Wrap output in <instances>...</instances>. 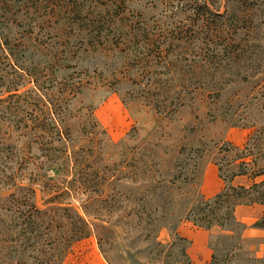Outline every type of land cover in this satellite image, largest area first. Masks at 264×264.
<instances>
[{
  "label": "rangeland",
  "instance_id": "obj_1",
  "mask_svg": "<svg viewBox=\"0 0 264 264\" xmlns=\"http://www.w3.org/2000/svg\"><path fill=\"white\" fill-rule=\"evenodd\" d=\"M204 1L212 12L223 10L222 6L211 5V0ZM194 2L45 0L39 12L31 9L23 20L19 16L25 10L18 11L14 7L8 14L15 20L11 26L13 38L28 33V23L35 19L32 46L27 56L31 60L29 70H41L45 76L44 87L78 79L84 83L82 93L72 98L69 107L73 117L69 120L72 139L68 152L76 151L78 161L88 156L90 166L81 164L79 168L88 173V190L96 197L91 202H84L90 192L82 191L75 200L92 229L78 244L87 248L94 245L109 264H179L175 260L177 248L169 246L173 225L181 236L189 239L186 252L190 264H208L213 253L210 241L221 231L216 227L206 230L180 218L182 202L194 196L195 188L180 184L170 191L168 209L157 211L154 216H169V212L174 215L160 224V232H153V224H148L147 219L139 223L137 215H127V196L132 193L139 197L140 194V182L133 180L139 177L132 174L131 162L154 155L158 160L155 170L169 176L177 170L174 164L183 159L187 169L182 172L196 174L198 190L205 197H211L224 186L214 164L219 147L226 141L242 146L254 130L264 124V22H259V13L254 15L250 25L241 28L227 23L228 33L220 34L224 24L213 14L204 13L207 20L202 22V16L197 20L198 14L192 7ZM216 3L219 4V0ZM56 5L76 10L79 15L74 18L70 15L68 21L47 19L45 12L55 10ZM95 25L105 27L101 36L90 29ZM141 25L189 29L185 35L187 44L181 48L176 46L175 34L167 36L166 40L174 49L173 55L172 51L167 52V60L175 62V70H179L177 78L167 82L163 74L161 87L156 83L152 85L156 92H189L185 103L172 116L157 113L143 95L148 74L153 71L152 75L158 76L154 72L162 70L163 58L151 50L155 45L151 43L148 48H143L142 41L136 44L135 38L119 31L126 26ZM224 38L231 42L228 43L230 51L239 46L243 54H238V58L230 53L225 55L222 50L226 43ZM143 55L149 57L148 61L140 60ZM228 56L232 58L229 61L225 59ZM3 70L6 79L0 81V90L4 80L19 79L8 66ZM31 86L32 83L27 88ZM5 96L0 95V98ZM8 103L9 100H1L0 106ZM92 117L96 125H93ZM0 119L5 124L1 138L6 139L4 144L0 143L1 154L12 157L30 151L27 140L17 137L18 130H15L8 111H0ZM153 143L157 144L153 146ZM32 148L30 153L37 155L35 144ZM110 174L120 180L107 183ZM84 178V174L77 177L80 183ZM245 181V178H238L235 183ZM99 194L104 196L99 198ZM113 195L116 201L111 198ZM44 200L43 193L38 191V203L42 204ZM135 208L141 211L139 204ZM262 214L260 204L238 205L235 210L236 219L246 228ZM246 228L243 234L248 232ZM52 237H57V232H52ZM254 238L261 241L259 254L264 256V237ZM256 242L254 239L252 244ZM7 245L0 235V263L8 259L5 255ZM220 246L223 255L227 248L224 242ZM47 248L39 239L27 252L37 253ZM33 261L29 259V262Z\"/></svg>",
  "mask_w": 264,
  "mask_h": 264
},
{
  "label": "trees",
  "instance_id": "obj_2",
  "mask_svg": "<svg viewBox=\"0 0 264 264\" xmlns=\"http://www.w3.org/2000/svg\"><path fill=\"white\" fill-rule=\"evenodd\" d=\"M44 1L0 0V81L6 79L3 69L7 66L19 78L15 81L11 79L5 82L4 80L1 84L0 95L6 94V96L0 98V103L1 100H9V103L6 106H0V111H8L12 116L15 130H18L17 137L27 140L26 146L30 150L12 157L0 152V235L2 241L8 244L5 253L8 259L0 264H61L72 245L88 237L89 232H92L89 219L79 211L78 204H75V200L82 191L90 192L89 179L86 177L88 173L80 171L81 168H79L81 164L89 167L90 161L88 156H83L78 161L76 151L68 152L72 139L69 120L73 117L69 107L72 98L82 93L84 83L79 79L73 82L61 81L47 88L43 86L45 76L41 70H29L31 60L27 52L32 46V29L35 19L28 23L29 32L21 38H13L11 34V26L15 20L8 15L9 12L14 7H17L18 11L25 10L19 16L23 20L31 9L39 12ZM194 1L192 7L198 14L196 19L202 16L203 22L207 20L203 17L204 13L213 14L224 24L220 34L228 33L227 23L230 22L239 25V28L242 25H250L257 12L259 22H264V0H219V4L216 3L218 0H211V5L223 7L221 12H212L204 0ZM54 9L50 13L45 12L47 19L64 18L68 21L70 15H73L72 18L79 15L76 10L62 9L57 5ZM90 29L101 36L105 27L95 25ZM119 31L123 35L126 33L128 37L135 38L136 44L142 41L143 48H148L151 43L155 45V49L151 50L163 58L160 65L162 70L154 72L158 76H153V71L148 74L143 95L157 113L166 117L172 116L178 107L185 103L189 92L187 90L156 92L152 85L156 83L161 87V83L164 82L163 74L166 75L167 82L177 78L179 70H175V62L167 60L169 56L167 52L172 51L171 55H173L174 49L171 42L166 40L167 36L175 34L173 39H176L177 48H181L187 44L185 35L189 29L175 30L141 25L129 26V28L126 26L124 30L120 28ZM223 40L226 41L225 38ZM228 43L231 42L226 41L222 48L225 55L243 54L241 52L243 49L239 46L230 51ZM46 47L47 45L44 49ZM139 53L142 54V51ZM148 59L146 55L140 58L141 61H148ZM225 59L229 61L232 58L228 56ZM170 66L172 70H167ZM164 68L166 70H163ZM30 83L32 86L27 88ZM93 125H96L94 120ZM4 126V122L0 119V143L2 144L6 142V139L1 138ZM32 144H35L37 155L30 153L33 149ZM156 144L153 143V146ZM146 156L148 158L131 162L132 174L140 179L133 178L140 182V194L139 197H135L132 193L127 196L125 207L129 209L128 216L137 215L139 223L147 219L148 224H153V232H160V224L174 214L169 212V216L163 214L154 216L155 212L167 210V206L171 203L170 196L168 197L170 191L176 190L180 184H187L195 190L194 196L182 202L181 220L191 221L194 225L206 230L216 227L221 231L215 239L210 241L213 253L208 264H221V262L264 264V256L259 254L261 241L254 237H246L243 234L246 225L238 221L235 216L238 205L260 204L263 206V214L251 226L264 228V124H260L242 146L226 141L219 147L214 164L224 186L211 197H205L198 190L196 174L188 175L182 172L187 169L185 160L176 162L174 166L177 170L169 176H163L154 168L158 163L154 155ZM51 171L54 173H50ZM81 174L85 175L82 183L77 179ZM238 178H245V183H235ZM119 180L120 178L115 174L107 177V183ZM133 189L136 190V188ZM38 191L45 197L42 204L37 201ZM98 196L101 198L104 195ZM95 197L90 192L84 202H91ZM111 198L116 201L115 195ZM173 200L175 201L174 197ZM138 204L141 211L135 208ZM172 204L175 205V203ZM152 205H154L153 209H151ZM52 232H57V237H52ZM170 232L173 239L169 246L177 248L178 252L176 262L190 264V258L186 252L189 239L177 232L176 225L171 226ZM39 239H42V243L48 248L41 249L37 253L27 252L28 248ZM254 239L257 242L253 245ZM221 242H224L227 248L223 255L220 254ZM29 259L34 261L29 262Z\"/></svg>",
  "mask_w": 264,
  "mask_h": 264
},
{
  "label": "crops",
  "instance_id": "obj_3",
  "mask_svg": "<svg viewBox=\"0 0 264 264\" xmlns=\"http://www.w3.org/2000/svg\"><path fill=\"white\" fill-rule=\"evenodd\" d=\"M246 230L248 232H244V235L264 237V228L249 226ZM79 242L81 241L79 240L72 245L70 251L63 259L62 264H109L94 245L87 248L86 246L78 244Z\"/></svg>",
  "mask_w": 264,
  "mask_h": 264
}]
</instances>
